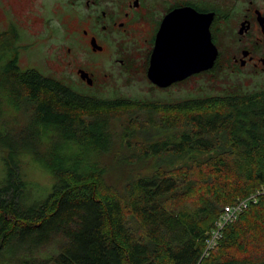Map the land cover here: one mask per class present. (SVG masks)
Returning <instances> with one entry per match:
<instances>
[{
    "label": "trees",
    "instance_id": "1",
    "mask_svg": "<svg viewBox=\"0 0 264 264\" xmlns=\"http://www.w3.org/2000/svg\"><path fill=\"white\" fill-rule=\"evenodd\" d=\"M18 55L1 43L0 251L19 247L28 255L21 264H264V88L169 100L105 98L22 69ZM8 99L33 102L37 123L56 130L58 140L44 154L29 131L6 127ZM165 110L183 113L185 130L142 145L144 159L162 164L150 174L139 169L109 178L93 156L110 121L143 114L141 126H151L152 115ZM25 152L53 178L48 194L28 207ZM256 193L202 256L223 207Z\"/></svg>",
    "mask_w": 264,
    "mask_h": 264
},
{
    "label": "rangeland",
    "instance_id": "2",
    "mask_svg": "<svg viewBox=\"0 0 264 264\" xmlns=\"http://www.w3.org/2000/svg\"><path fill=\"white\" fill-rule=\"evenodd\" d=\"M31 12V0H0V29L8 25L7 19L10 25L14 26L17 34L16 46H19L17 49H19L20 67L34 68L44 75L62 80L86 92H97L105 98L123 96L146 100H169L197 94H217L226 88H237L242 91L264 88V73H253L249 68L234 69L229 65L228 55L234 52V49L225 44L220 48L217 65L211 74L192 77L166 89L150 88L144 75L145 68L140 65L139 53L136 55V61L126 69L114 65L89 67L100 81L97 87L90 89L81 85L75 78L74 68L67 64L65 51L57 40V34L51 40L43 41L33 47L29 45L32 32L43 28L40 23L32 21ZM7 35L12 38V34ZM1 43L2 37H0V45ZM103 72L108 73L107 78L103 77ZM102 82L105 84L102 85ZM3 108L4 122L7 125L5 126L14 132L29 131L40 155L57 142L59 136L56 130L37 123L33 102L8 99ZM138 115H135L134 120H130L128 116L112 119L105 140L101 142L93 156V160L102 162L109 178L132 175V170L139 169V174L152 173L163 161L158 157L144 159L142 145L158 138H175L185 130L182 125L183 113L177 110H165L153 114L151 126H141L143 114ZM191 155L194 156L195 153ZM35 158L29 152L21 154V172L32 184L24 198L26 207L32 205L34 200L44 198L53 185L51 172ZM4 170L0 157V179L4 176ZM119 187L121 188V185ZM133 226L136 227V224L133 223ZM41 254L45 257L49 251L43 250ZM27 256L19 247L6 248L0 251V264H21Z\"/></svg>",
    "mask_w": 264,
    "mask_h": 264
},
{
    "label": "flooded vegetation",
    "instance_id": "3",
    "mask_svg": "<svg viewBox=\"0 0 264 264\" xmlns=\"http://www.w3.org/2000/svg\"><path fill=\"white\" fill-rule=\"evenodd\" d=\"M31 4L32 21L43 28L32 32L29 45L51 40L57 34L75 78L90 89L100 81L89 67L114 65L126 69L136 61L138 53L150 88H169L189 78L211 74L225 44L234 49L227 59L234 69L264 73V0H31ZM180 13L202 19L201 26L208 31L218 55L210 69L160 87L148 79L147 69L156 42L171 40L167 34L172 28L171 17ZM7 24L0 29L2 43L17 49L16 30L8 19ZM78 70L87 72V78H81ZM103 77L107 78L108 73L103 72Z\"/></svg>",
    "mask_w": 264,
    "mask_h": 264
},
{
    "label": "water",
    "instance_id": "4",
    "mask_svg": "<svg viewBox=\"0 0 264 264\" xmlns=\"http://www.w3.org/2000/svg\"><path fill=\"white\" fill-rule=\"evenodd\" d=\"M171 19L172 28L167 32L171 40L166 43L160 40L156 42L147 69L148 79L160 87L210 69L218 55L208 31L201 26L200 17L180 13ZM191 23H195V27ZM78 73L83 79L88 76L83 70H78ZM88 83H91L89 78Z\"/></svg>",
    "mask_w": 264,
    "mask_h": 264
},
{
    "label": "built area",
    "instance_id": "5",
    "mask_svg": "<svg viewBox=\"0 0 264 264\" xmlns=\"http://www.w3.org/2000/svg\"><path fill=\"white\" fill-rule=\"evenodd\" d=\"M256 200L257 193L238 199L235 203L227 204L223 207L219 216L214 221L213 226L206 233L202 256H208L210 252L216 248L218 242L222 238L224 227L233 222L238 217L240 212L246 209L251 202H256Z\"/></svg>",
    "mask_w": 264,
    "mask_h": 264
}]
</instances>
